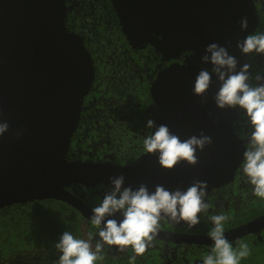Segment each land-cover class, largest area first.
<instances>
[{
	"label": "water",
	"instance_id": "water-1",
	"mask_svg": "<svg viewBox=\"0 0 264 264\" xmlns=\"http://www.w3.org/2000/svg\"><path fill=\"white\" fill-rule=\"evenodd\" d=\"M110 2L130 46L150 45L173 58L191 51L208 68L212 65L201 58L207 45L217 43L237 59L239 71L246 55L237 42L257 27L253 0ZM66 12V0H0V123L9 125L0 136V209L49 199L74 207L91 221L92 209L69 191L71 186L111 187L110 178L120 175L125 177V187L135 190L143 184L150 192L157 185L186 191L196 180L207 182V192L230 183L245 152L233 129L234 109L216 106L215 74L204 97L194 94L195 78L202 70L196 65L172 64L149 88L156 126H168L181 141L201 133L211 137L210 144L197 150L195 165L181 161L173 169H164L159 154L147 151L133 166L69 157L95 68L82 37L66 27ZM245 17L248 27L242 30L240 21ZM109 218L119 222L122 216ZM263 228L264 214L224 235L233 241ZM161 234L158 230L155 238ZM196 242L214 243L210 237Z\"/></svg>",
	"mask_w": 264,
	"mask_h": 264
},
{
	"label": "flooded vegetation",
	"instance_id": "flooded-vegetation-1",
	"mask_svg": "<svg viewBox=\"0 0 264 264\" xmlns=\"http://www.w3.org/2000/svg\"><path fill=\"white\" fill-rule=\"evenodd\" d=\"M257 15V27L253 33H264V0H253ZM65 24L69 31L83 39L94 63V80L83 99L79 124L72 136L69 157L88 162L110 161L118 166H133L144 151V139L152 128L146 123L154 121L155 111L149 88L156 76L172 64L202 66L193 53L183 52L178 58L163 56L150 45L142 48L130 46L121 32L117 16L110 0H66ZM249 64V83L257 74L264 76V54H246L243 64ZM144 95V96H141ZM233 129L244 149L252 132L243 110L234 108ZM243 163V161H242ZM242 163L237 167L233 180L206 193L208 208L199 213L200 223L194 227L173 225L163 219L158 230L162 237L154 238L142 255H136L131 246L120 250L119 246L104 245L100 253L113 261L137 260L149 264H203L212 254L214 243L196 242L199 237H210L214 227L211 215L229 217L224 223V233L247 224L258 216L253 207L262 198L253 194V186L243 173ZM111 187L97 184L94 187L71 186L69 191L79 197L91 209L99 205ZM84 231L92 235L95 251L100 226L83 219ZM244 238L253 244L264 245V228L258 232L229 241L236 247ZM135 257V259H132Z\"/></svg>",
	"mask_w": 264,
	"mask_h": 264
},
{
	"label": "clouds",
	"instance_id": "clouds-1",
	"mask_svg": "<svg viewBox=\"0 0 264 264\" xmlns=\"http://www.w3.org/2000/svg\"><path fill=\"white\" fill-rule=\"evenodd\" d=\"M241 29L248 27L247 18L240 21ZM242 54H264V33L248 34L237 42ZM202 63H210L211 71L202 68L195 78L194 94L204 97L215 74L219 89L213 99L219 109L243 110L247 122L252 128L248 146L243 154L242 169L248 182L253 186V194L264 198V76L257 74L252 85L249 74L250 65L245 63L237 71L238 61L227 48L217 43H210L201 58ZM148 128H156L154 133L144 139L143 147L150 154L158 153V163L164 169H173L181 161L189 165L197 163V150H203L210 144L211 137L201 133L181 141L180 137L170 132L168 126H156L152 119L146 123ZM9 125L0 123V136L8 131ZM111 188L104 194L99 205L92 209L91 223L99 227L95 251L92 249V235L89 239L74 238L65 231L55 247L60 251L58 264H94L105 244L119 246L120 250L131 246L136 255H142L158 233L159 222L167 218L174 223L186 222L189 227L200 223L199 213L209 206L205 203L207 182L196 180L186 191L167 190L157 185L150 192L141 184L135 190L125 187V177H111ZM122 216L118 222L114 217ZM229 219L223 214L211 215L214 227L210 238L214 242L212 254L207 255L203 264H239V260L249 255L247 244L240 245V251H234L224 235V223ZM135 259V257H132Z\"/></svg>",
	"mask_w": 264,
	"mask_h": 264
},
{
	"label": "trees",
	"instance_id": "trees-1",
	"mask_svg": "<svg viewBox=\"0 0 264 264\" xmlns=\"http://www.w3.org/2000/svg\"><path fill=\"white\" fill-rule=\"evenodd\" d=\"M144 96V95H141ZM145 151V149H144ZM73 187V186H72ZM255 214L264 213V198L253 207ZM83 218L72 206L56 200H35L0 209V264H58L60 251L55 247L65 231L74 238L88 240ZM247 244L249 255L239 264H264V245L244 238L233 247ZM94 264H149L137 260L108 259L102 253Z\"/></svg>",
	"mask_w": 264,
	"mask_h": 264
}]
</instances>
